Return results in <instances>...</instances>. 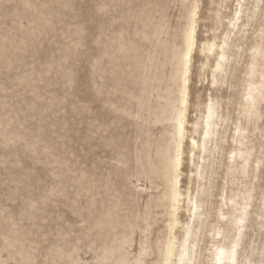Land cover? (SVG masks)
<instances>
[{
    "label": "rangeland",
    "instance_id": "1",
    "mask_svg": "<svg viewBox=\"0 0 264 264\" xmlns=\"http://www.w3.org/2000/svg\"><path fill=\"white\" fill-rule=\"evenodd\" d=\"M180 3L0 0V264H116V255L102 258L113 237L130 236L121 251L131 256L143 239L145 222L150 238L165 236L167 210L158 180L163 161L157 152L173 133L164 111L169 89L165 80L174 71L167 45L175 35L179 48L185 24ZM163 15L169 26L162 45L151 52L139 115L145 56ZM200 30L204 32L202 24ZM250 60L245 52L239 70ZM197 61L198 56L191 67V101L197 94L204 100L211 93L228 112L227 150L215 155L209 175L211 225L222 198L254 188L240 263L261 264L264 100L260 115L239 120L248 128L244 144L252 149L251 163L258 158L260 169L256 177L238 174L232 179L226 175V158L242 109L235 100L241 72L228 81L230 86L211 87L207 74L199 77L195 70ZM197 113L189 108L188 118ZM183 150L185 170L187 142ZM136 186L144 191L137 193ZM190 187L196 190L199 184L193 181Z\"/></svg>",
    "mask_w": 264,
    "mask_h": 264
},
{
    "label": "bare ground",
    "instance_id": "2",
    "mask_svg": "<svg viewBox=\"0 0 264 264\" xmlns=\"http://www.w3.org/2000/svg\"><path fill=\"white\" fill-rule=\"evenodd\" d=\"M230 1L181 0L185 24L178 35L179 48L175 45V35L167 45L170 48L167 50L168 59L174 64V71L165 80L169 89L166 90L164 111L171 120L173 133L165 148L157 152L163 161L158 180L163 187L161 201L167 210L166 234L150 238L145 222L143 239L133 255L121 251L124 245L130 244V236L125 234L124 238H112L113 246L102 252L104 260L116 255V264H241L255 190L251 187L228 200L222 198L215 214L217 221L211 225L209 201L212 187L209 175L216 162L215 155L221 151L225 154L227 150L223 145L226 142L228 112L221 109L226 107L211 93L204 100L197 94L191 101L194 87L191 67L195 57L198 56L195 70L199 77L207 74L211 87L230 86L228 81L236 72H241L235 85V100L237 107L242 109L238 111L239 118L234 125L233 140L226 158V175L232 179L238 174L256 177L261 162L255 158L251 163L252 149L244 144L248 128L239 120L260 115L259 105L264 100V0H233L235 4L227 11ZM200 24L204 26V32L200 30ZM168 26L166 16H161L149 40L150 50L145 56L146 67L137 99L139 115L144 109L143 96L151 52L162 45L161 36ZM245 52L250 54L251 60L240 71ZM132 65L136 69L138 62L134 61ZM171 98H174L172 102ZM189 108H197L194 119L188 118ZM185 142L190 151L186 158L189 165L183 170ZM33 144H28V147L33 148ZM193 181L199 184L196 190L190 187ZM135 191L142 193L144 188L136 186ZM261 250H264V244ZM261 264L264 261L261 260Z\"/></svg>",
    "mask_w": 264,
    "mask_h": 264
},
{
    "label": "snow or ice",
    "instance_id": "3",
    "mask_svg": "<svg viewBox=\"0 0 264 264\" xmlns=\"http://www.w3.org/2000/svg\"><path fill=\"white\" fill-rule=\"evenodd\" d=\"M237 15H239V14H237Z\"/></svg>",
    "mask_w": 264,
    "mask_h": 264
}]
</instances>
